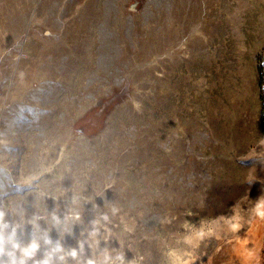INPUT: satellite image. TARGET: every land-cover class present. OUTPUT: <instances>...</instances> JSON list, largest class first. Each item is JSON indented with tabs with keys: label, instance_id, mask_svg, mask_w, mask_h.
Segmentation results:
<instances>
[{
	"label": "rangeland",
	"instance_id": "1",
	"mask_svg": "<svg viewBox=\"0 0 264 264\" xmlns=\"http://www.w3.org/2000/svg\"><path fill=\"white\" fill-rule=\"evenodd\" d=\"M260 65L264 0H0V200L114 205L138 264H264Z\"/></svg>",
	"mask_w": 264,
	"mask_h": 264
},
{
	"label": "clouds",
	"instance_id": "2",
	"mask_svg": "<svg viewBox=\"0 0 264 264\" xmlns=\"http://www.w3.org/2000/svg\"><path fill=\"white\" fill-rule=\"evenodd\" d=\"M96 194L103 196L99 190ZM60 195L63 190L57 189L42 192L40 197ZM86 201L93 203L96 213L87 223L82 218ZM35 207L36 211L28 215L21 204L6 205L0 200V264H138L135 259L126 260L122 248L107 246L113 236L123 245V239L109 227L111 217L119 211L116 206L106 205L108 211H101L92 196L78 195L63 216L58 214V206L48 211L38 202ZM76 225H81L80 238L75 246L66 245V237L75 235ZM53 230L57 233L55 238ZM101 241L105 246L101 247Z\"/></svg>",
	"mask_w": 264,
	"mask_h": 264
},
{
	"label": "trees",
	"instance_id": "3",
	"mask_svg": "<svg viewBox=\"0 0 264 264\" xmlns=\"http://www.w3.org/2000/svg\"><path fill=\"white\" fill-rule=\"evenodd\" d=\"M264 75V69L263 65H260L259 67V78L263 77ZM261 130L264 133V105L262 106V112H261Z\"/></svg>",
	"mask_w": 264,
	"mask_h": 264
},
{
	"label": "water",
	"instance_id": "4",
	"mask_svg": "<svg viewBox=\"0 0 264 264\" xmlns=\"http://www.w3.org/2000/svg\"><path fill=\"white\" fill-rule=\"evenodd\" d=\"M77 130H78V131H82V130H83V128H82V127H79V128H77Z\"/></svg>",
	"mask_w": 264,
	"mask_h": 264
}]
</instances>
